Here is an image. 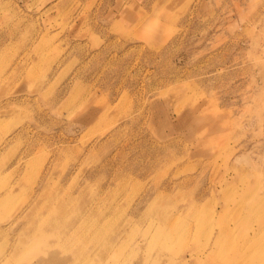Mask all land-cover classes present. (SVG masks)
I'll use <instances>...</instances> for the list:
<instances>
[{"label":"rangeland","instance_id":"1","mask_svg":"<svg viewBox=\"0 0 264 264\" xmlns=\"http://www.w3.org/2000/svg\"><path fill=\"white\" fill-rule=\"evenodd\" d=\"M40 194L69 260L21 242ZM0 200V264L264 249V0H0Z\"/></svg>","mask_w":264,"mask_h":264},{"label":"bare ground","instance_id":"2","mask_svg":"<svg viewBox=\"0 0 264 264\" xmlns=\"http://www.w3.org/2000/svg\"><path fill=\"white\" fill-rule=\"evenodd\" d=\"M44 201L46 202V199H44ZM41 207L42 205L38 206V208H36L34 211L28 214L26 223L30 225L33 223L34 225L31 228L26 227L27 224H24L21 227V231L19 233V236L22 239L21 242L23 244L29 245L30 247L32 246L33 249L42 248V250H46V253L41 257V258L44 257L46 261L49 260L48 256L53 255L56 257V254H60L61 251L63 250L66 251L67 249L68 250L70 249L69 247H73V252L71 253L68 252V254L66 255V259L69 260V257L74 254V245L76 241L75 238L77 234L80 235L82 233V229H79V226L77 225L72 230L71 234L69 235V237H67V239H65L64 237L61 240H58L57 232H59L60 229L57 228L58 226L55 224V222L52 221L53 222L52 223L49 219H46L45 211L43 208L41 209ZM40 228L42 229L41 231H39ZM46 232L48 233L45 234ZM47 235H49L50 239H53L52 242H54L57 247L44 245V242L47 240L45 236ZM253 235H255V233ZM250 240H251L250 238L244 239L243 244L246 247V252L241 253L240 259L238 260V264H247V262L249 261H251L249 264H264V249L259 248V245H256L257 247H255L254 245L256 244V242L253 240H252L253 242H251ZM219 241H220L219 239L214 241L213 245L209 249L210 253L215 251L216 246L219 245ZM20 250L16 252V257L23 254L22 253L23 250L22 251ZM229 251L235 252L233 248H229ZM111 252L112 251H108L107 249H105L102 252V254L98 255L96 262L105 264L106 263L105 260L111 257L112 255ZM58 259L62 260L63 256H60V258ZM53 261H52L53 264H55V260ZM138 264H160V260L155 258L151 262L140 261ZM194 264H199V261L195 260Z\"/></svg>","mask_w":264,"mask_h":264},{"label":"crops","instance_id":"3","mask_svg":"<svg viewBox=\"0 0 264 264\" xmlns=\"http://www.w3.org/2000/svg\"><path fill=\"white\" fill-rule=\"evenodd\" d=\"M42 195L40 194L39 195V197H41ZM4 201H1L0 200V205L3 203ZM44 199H43V196L41 197V199H38L36 202H35V204L33 205V207L30 209V210H28V211H26L27 212V215L24 217V223H22L21 225L23 226L24 224H27L26 222H27V216H28V214H30L32 211H34L36 208H38V206H40V205H42V208L44 207L43 205H44ZM33 225L31 224H27L26 225V227H29V228H31ZM14 257H16V254H15V256Z\"/></svg>","mask_w":264,"mask_h":264}]
</instances>
